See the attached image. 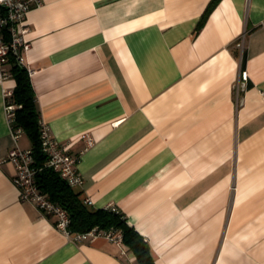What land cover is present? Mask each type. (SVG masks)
I'll list each match as a JSON object with an SVG mask.
<instances>
[{
    "label": "crops",
    "instance_id": "0c3cea01",
    "mask_svg": "<svg viewBox=\"0 0 264 264\" xmlns=\"http://www.w3.org/2000/svg\"><path fill=\"white\" fill-rule=\"evenodd\" d=\"M40 1L23 64L84 204L121 211L156 264H264V0H218L200 27L211 0ZM14 85L0 159L31 148L12 136ZM13 173L0 164V264H136L104 234L66 237Z\"/></svg>",
    "mask_w": 264,
    "mask_h": 264
},
{
    "label": "built area",
    "instance_id": "2783aa9c",
    "mask_svg": "<svg viewBox=\"0 0 264 264\" xmlns=\"http://www.w3.org/2000/svg\"><path fill=\"white\" fill-rule=\"evenodd\" d=\"M40 0H0V83L6 80L11 74L9 71V61L14 59L19 64H23L22 51L30 48V43L25 40L26 15L30 9L40 4ZM241 52L244 50L243 37L237 42ZM24 65V64H23ZM28 73L30 70L27 68ZM241 80L246 79L245 71L240 72ZM238 86L236 87V91ZM10 93L5 94V98ZM15 105L5 101V110L12 123V136L16 142L22 128L14 123L13 110ZM90 143V139L87 138ZM40 142L41 149L46 155V165L55 170L62 179L71 187L81 184L82 176L76 169L78 155L69 152L71 143L55 140L46 127L40 122ZM33 154L31 148L22 149L16 143L0 159V164L9 162L13 165V184L19 190L21 200L34 203L42 213L55 216V227L66 237L80 241L89 236L104 234L108 239L121 242L122 234L120 230L104 233H96L94 229L86 232H73L69 228V217L64 208L49 199L47 194L41 192L35 182L37 169L33 166ZM84 203H89L85 199ZM111 210H117L111 207Z\"/></svg>",
    "mask_w": 264,
    "mask_h": 264
},
{
    "label": "trees",
    "instance_id": "16d2710c",
    "mask_svg": "<svg viewBox=\"0 0 264 264\" xmlns=\"http://www.w3.org/2000/svg\"><path fill=\"white\" fill-rule=\"evenodd\" d=\"M218 0H211L206 7L198 27L205 21L211 8ZM9 71L15 85L6 102L15 105L13 117L15 125L22 128L31 142L33 166L37 169L35 182L39 190L51 201L65 209L69 217V228L73 232H86L94 229L96 233L120 230L121 242L134 256L136 264H156L153 260L148 243L133 227L125 221L124 214L119 210L105 208L89 209L79 196V192L60 177L51 167L46 165V155L41 149L39 110L35 102L27 68L14 59L9 61Z\"/></svg>",
    "mask_w": 264,
    "mask_h": 264
}]
</instances>
